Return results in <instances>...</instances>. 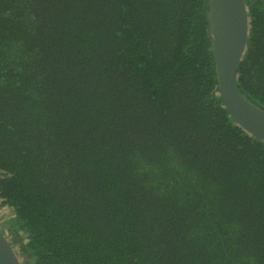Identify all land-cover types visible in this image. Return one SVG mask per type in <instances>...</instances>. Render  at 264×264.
I'll return each instance as SVG.
<instances>
[{"label": "trees", "instance_id": "16d2710c", "mask_svg": "<svg viewBox=\"0 0 264 264\" xmlns=\"http://www.w3.org/2000/svg\"><path fill=\"white\" fill-rule=\"evenodd\" d=\"M242 95L264 110V4ZM211 0H0V225L22 264H264V141L220 94Z\"/></svg>", "mask_w": 264, "mask_h": 264}, {"label": "water", "instance_id": "95a60500", "mask_svg": "<svg viewBox=\"0 0 264 264\" xmlns=\"http://www.w3.org/2000/svg\"><path fill=\"white\" fill-rule=\"evenodd\" d=\"M261 1L264 4V0ZM211 4L213 49L221 97L235 122L264 141V110L249 102L238 86L250 31L246 1L211 0ZM0 264H22L1 229Z\"/></svg>", "mask_w": 264, "mask_h": 264}, {"label": "rangeland", "instance_id": "374dc122", "mask_svg": "<svg viewBox=\"0 0 264 264\" xmlns=\"http://www.w3.org/2000/svg\"><path fill=\"white\" fill-rule=\"evenodd\" d=\"M13 216V212L1 207L0 205V225H2V223H4L5 221L9 220L10 218H12Z\"/></svg>", "mask_w": 264, "mask_h": 264}]
</instances>
